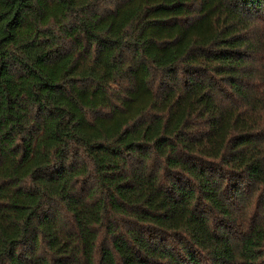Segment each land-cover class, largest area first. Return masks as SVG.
Here are the masks:
<instances>
[{
    "label": "trees",
    "instance_id": "trees-1",
    "mask_svg": "<svg viewBox=\"0 0 264 264\" xmlns=\"http://www.w3.org/2000/svg\"><path fill=\"white\" fill-rule=\"evenodd\" d=\"M0 264H264V0H0Z\"/></svg>",
    "mask_w": 264,
    "mask_h": 264
}]
</instances>
